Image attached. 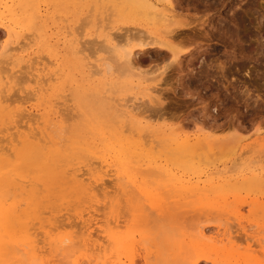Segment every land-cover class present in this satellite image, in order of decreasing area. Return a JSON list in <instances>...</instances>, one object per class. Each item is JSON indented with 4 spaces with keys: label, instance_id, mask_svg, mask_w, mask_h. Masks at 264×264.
<instances>
[{
    "label": "rangeland",
    "instance_id": "rangeland-1",
    "mask_svg": "<svg viewBox=\"0 0 264 264\" xmlns=\"http://www.w3.org/2000/svg\"><path fill=\"white\" fill-rule=\"evenodd\" d=\"M41 1L35 0L36 4L34 3V7L36 9L15 8V18L23 20L26 18L25 21H27L30 16L33 18V21H31V23L26 22L27 26L20 24V27L18 26L16 28L15 34L18 39L21 37V40L23 39L24 41H21L20 39L18 40L16 35L13 34V39L11 40L13 42L11 43L9 40L11 37L8 38L4 29V25L8 24V20L11 18V16H9L11 13L4 9V5L7 4L8 6L11 3L10 1L8 2V0H0V46L3 47V49L7 46L8 48L6 49H13L15 47L14 45L18 42L23 46L22 44L25 43L22 42L26 41L25 38L30 37V41L33 42H31V44H25L26 46L24 49L21 48L22 50L18 48L16 50L17 53L20 55L25 54V58H32L31 56L33 55L34 60L41 59L46 65L45 71L48 73V76L50 74L51 76L53 75L51 79L54 78L53 81L49 77L46 81L44 80V88L47 86L48 88H46L42 94H36V97H34L35 99L31 98V100L30 97H32L31 95L34 96L37 85L34 80H31L33 84L29 81L31 78L28 76L29 72L27 73V71H25L27 70L26 67L22 66L25 71H22L24 73L23 76L28 77L27 79L24 77L27 81L25 80L23 82V80H20L22 83H18V78L24 79L21 77L22 73L20 72L21 78L18 75V78L16 79L17 83L15 84L14 81L13 87L15 88L17 84H19V86H23L22 88L24 89H20L24 92L22 90V92L19 91V86H17L18 91L16 90V87V92L12 87L15 95L13 92L10 95L16 97L18 93L20 97L23 94H27L23 97L24 102H22V97H20V100L17 95V99L15 98V100L19 101H14L11 105L26 106L25 108L28 110L30 109L29 111L33 112V115L35 112L40 113L38 115H44L48 120V123H45L44 127H48L49 124H51L47 131H49L53 139L58 141L62 146H71L74 142L76 143V141H80L82 138L79 136L82 133H84L82 134L84 137L86 136L82 142L88 140V142L91 143L93 142L92 140L100 136L99 133L101 131H105L107 134L109 125H117L116 123H113L114 120L112 121L110 118V113L113 112V109L111 110V108L117 104L116 102L124 103L125 101H123V99H125L126 102L127 100L130 102V100L134 101L135 96H137V98L142 96L141 87L137 86L136 83L138 81L137 78L131 77V75L126 76V72L124 73L125 69L123 67L122 69L124 71L120 69V66H122V60L114 56L113 53L107 52L104 49L102 50V47L98 46L100 43H98L99 39L97 38V35L104 30V32H117V34H123L124 32L126 33V29L123 30L125 27L127 29L134 28L130 31V34H132L131 32H133L135 28L143 30L147 21L143 17H136L127 12V14L124 12V14L119 15L118 9L121 5L120 1L122 0ZM217 1L218 0H182L181 6L188 14V17L194 18L198 21H205V23L203 26L198 25L196 29L189 31V34H191L189 39L191 40L182 42L183 44L181 43L184 47H190V51L181 57L178 64L173 63V65L169 66V64H167L168 59L163 56L161 57L162 53L157 52L158 50L149 49L143 52L136 50L137 52L134 55V59L136 58L138 61V68H136V71L140 72L142 78L144 77V79H148V83L153 85L157 83L160 84L158 86L160 102L155 101L153 103H145L143 101L140 102L135 100V103L139 106L140 111H138L141 113H138L137 117H145V121L154 126V128H157V132L154 136V142L145 145L151 146V149L148 147V150H145L147 153L136 149L131 161L133 166L141 169L142 166L147 163V156L151 159L153 156V159L159 161L158 164H164V162L167 161L166 163L169 165V168L171 167V169H174L178 175H184L185 179L191 178L192 181L207 179L213 180L217 185H222L226 182L229 183L230 186L227 185V187L221 189V194L217 192L214 193L213 190L206 188V199L203 196L198 197L200 199H197L196 197L193 198V205L197 209L199 208L196 217L192 215L193 213H183V215L175 213L174 215L171 210L169 211V209L163 208L164 210L162 212H155L153 218L149 217L144 223H133L130 207L124 201L125 199L120 201L117 209L119 210L120 208H123L120 209V212H122H119V215L121 216L120 220H123L124 222H121L122 228L118 227L116 229V240L117 242L125 243L124 248L118 249L117 243H112V241L107 244V238L104 236L105 234L103 232H100L98 226L94 230V226L91 228L93 234L92 239H96L102 245H108L105 253H107L108 256L111 255V260L114 261L113 263L108 262V264H193L194 261H197V264H212L211 259L216 260L217 264H264V243L261 241L264 240V46L261 45V43H264V0H245L241 3V7L238 6L239 2L234 0V5L236 7L238 6L237 8L233 4L232 8L228 7L230 5L225 7L220 4L216 5ZM90 5H92V9H90ZM95 9L102 12V15H97ZM232 11H236L240 13V15L243 13L242 16L245 18V26L236 30L238 32H235L234 29L232 31L228 29V21L226 20L229 18L230 14H232ZM88 14L91 15V18ZM92 14L94 16H92ZM104 16L105 21L103 19ZM96 17L100 19V23ZM43 20L45 22H43ZM86 22L89 23L86 24ZM65 24L67 25V28ZM105 24L107 25V29L104 28ZM33 25L35 29L33 28ZM99 25H101V27ZM70 26L72 28H70ZM96 26H98V30L96 29ZM119 28H121V30H118ZM22 31L24 32L23 34H26V37L20 35ZM74 33L75 36H73ZM78 33L81 34L82 37ZM28 34H31L32 37ZM258 35L263 37L258 40ZM78 36L80 37V40L82 39L85 43V46H87L86 43L88 42L89 45L87 47L91 48V51L89 52L87 51L89 49L83 46L84 48H87V50L85 49L84 54L80 53L81 56L76 52L74 54L73 49L71 52L70 42L69 40H66L69 38L70 40L72 38L79 39ZM40 37L43 39L41 40ZM40 41L42 42L39 47ZM136 41L137 40H133L132 44L137 43ZM6 42L8 43L6 44ZM84 43L81 44L84 45ZM95 51L97 52L94 54ZM91 52L93 53V56H91L92 54L89 55ZM41 53L42 55L44 54V58H41ZM109 53L113 54L111 56L114 57L111 58ZM36 55L38 56L36 57ZM83 55H89V57H92V60L97 56L107 57L106 55H108V60L105 59V66L108 67L107 65L110 64L109 69L107 68L109 71L106 69L101 74L93 73L92 68L88 67L89 65L86 64L87 60L85 57L81 58V63H79L80 57H83ZM162 58H164V60ZM6 61L11 62L8 59H6L5 62ZM0 63V66L4 68V71H2V68L0 67L1 73H5V68H10L12 65L14 66L12 63L7 65V63L3 62L2 64V60H0ZM84 64H86L87 68ZM166 65L169 67H166ZM67 67L68 69L66 70L65 68ZM45 71L44 73H46ZM162 71L164 72L161 76L162 79L158 82L157 79L159 78V73ZM76 79L79 80V83L76 82ZM132 80H135L136 82H132ZM129 81H131L130 84ZM69 86L70 88H68ZM71 88L72 90L70 91ZM29 89L30 92L33 93H30ZM112 91H115L116 93H113ZM56 92L59 95H57ZM76 92L78 94H76ZM28 93L30 97L28 96ZM63 94H66L65 97ZM60 95L61 97H59ZM103 95L104 97L102 98ZM25 96L28 99H26ZM62 96L66 99L65 101L67 103L63 101ZM66 97L69 98V101ZM104 98L105 100H103ZM11 99H13L12 96ZM52 100H54V103H52ZM57 100L60 102L63 101L61 103L65 108L61 103L55 105L56 102H58ZM59 105L65 110L68 107L69 110L67 109V111H63V108ZM57 106L61 108L59 109ZM57 108L58 111H62L58 112ZM55 111L57 112L55 113ZM68 111H71L70 113L72 114L70 115L74 114V117H69L70 115H68ZM50 112L53 114L51 115ZM63 112H67V116L65 113V115H63ZM79 112L83 113L81 114ZM38 115L36 114L34 116ZM62 118L63 120L66 118L68 121L65 119L64 122ZM43 120L45 119L43 118ZM40 121L41 119H39V122ZM80 123H83L81 134L78 133L79 135H77V133L75 134L73 131L71 132V130L76 128ZM40 126L43 127L41 123ZM65 129H67L68 133ZM85 131L87 133H85ZM93 134H97V137H93ZM124 134L133 136L131 130L124 131ZM175 135H191L192 137L197 135L201 139L195 146L185 149L182 152L183 149L172 145L171 141L168 140ZM106 136L109 137L110 134H107ZM135 137L137 136L134 134L133 140H135ZM143 138H146V136L143 135ZM155 141H158V143H155ZM81 146L83 145L81 144ZM103 153L105 152L103 151ZM106 156L110 158L112 154H107ZM159 157H161V159ZM162 159H164V161ZM135 160L137 161L135 162ZM94 161L95 160H93V163ZM176 163H178V166ZM181 164L185 165V167L179 168V165ZM139 165H141V167H139ZM93 166H96V163H94ZM145 166L147 165H144L143 169H145ZM258 173H260V175L257 176ZM213 174L215 176H213ZM217 177L219 180H216L218 179ZM258 177H260V179L256 180ZM246 179L250 181L248 182ZM105 180H110V183L108 182L109 184H111V181L114 183L111 184L113 187H107V185H104L106 191L109 192V196H107L105 192L102 193L100 191L102 196L106 195L108 200H117V198L120 200L119 197H121V195L119 193H121V191H118V188L116 189V186H119V182L113 177H105ZM138 180L141 181L140 178H138ZM140 181H138V183ZM144 182H149L147 184L149 186H153L154 184L150 179L145 180ZM162 187L165 188L163 189ZM109 190H111V192ZM117 192L119 193L117 194ZM159 193L164 196L163 198L166 201V198L169 197L168 187L160 185ZM137 194L138 193L136 192H133L132 194L135 199L136 197L139 198ZM98 197L100 199L101 196L98 195ZM105 200L97 204V206L101 204L99 206L102 207L101 209L97 207L100 211H94L92 209V213H96V216H93V221H98V224L101 225V229L107 228L103 223L106 220V217H109V213L111 212V207H105L106 209H103ZM75 201L76 200L73 198L65 199V202L61 207L63 209H61L59 213H56L55 216L59 220L64 219L63 215L68 217L63 221L68 224L72 222V217L69 216L74 213V215H72L74 217L73 221H75V223L77 222V224L72 222L73 226L65 224L66 226L64 225L63 228L60 227L57 230L52 231L54 237L57 236L59 231H63L74 235V237H78V239L87 238V233L84 231L85 227L82 220L79 221V218H76L75 214L82 209L84 210V213H86V207L88 204L85 202L78 204ZM114 205L115 204H113V207ZM68 208L72 210L70 211ZM236 209L240 210V225L237 220L231 218L232 212ZM123 213L125 215H123ZM61 214L62 216H57ZM162 217L165 218V220ZM84 218H87L86 214ZM78 222H81V225H78ZM74 225L78 226L77 229H79V231L77 230V233H80L77 234L75 232L76 227H74ZM216 225H221V227L226 228L230 226V232H234L230 233V235H233L234 237L230 243L224 245L226 247L215 241L213 238L216 232ZM200 226L205 227L206 231L210 228L211 231H207L204 236H201L198 232ZM242 226L245 227V231L241 229ZM246 228L249 229L246 230ZM97 236L100 239H98ZM247 236H251L252 238L250 237V239ZM259 242H261V245ZM81 249L82 246L78 248L75 255H71V252L69 251L70 254L67 258L61 257L62 255L59 256L60 260H57V264H74L73 261L75 259H77L80 264H87L86 261L84 262L87 258L83 255L84 253L81 252ZM99 254L102 255L104 252L101 251Z\"/></svg>",
    "mask_w": 264,
    "mask_h": 264
},
{
    "label": "bare ground",
    "instance_id": "bare-ground-1",
    "mask_svg": "<svg viewBox=\"0 0 264 264\" xmlns=\"http://www.w3.org/2000/svg\"><path fill=\"white\" fill-rule=\"evenodd\" d=\"M9 1L11 4L8 3L9 4L8 6H7V4L4 5V9L11 13V15H9V16H11V18L8 20L9 23L4 25V29H5V34L8 36V38L11 37V39H9L11 41L13 39L12 38L13 34L16 33V28L18 26L20 27V24H23V26L24 25L27 26L26 22L31 23V21H33V18H31L30 16H29L30 18L28 17L27 21H25L26 18L24 20L15 18V14H14V12H16L15 8H21V9H27V8L36 9V8L34 7L35 0H8V2ZM243 1H245V0H237V2L240 3V4L238 3V6L241 7V3ZM120 3H121V5H120V8L118 9L119 15H122V14H124V12L125 13L127 12L130 15H133L136 17L140 16V17H143L147 21V24L144 26L143 30L141 29L142 31L135 28V30H134L135 32L134 31L131 32L132 34H130V31H131V29L133 30L134 28L127 29L126 27L125 28L122 27L123 30L126 29V33L124 32L123 34H117V32L116 33L115 32L114 33L104 32L105 30L101 31V33H98V35H97V38L99 39L98 43H100V45H98V46L102 47V50L104 49L107 52L113 53L114 56H116L122 60V64H121L122 66H120L121 67L120 69H122V67L125 69V71L123 69L122 70L124 71V73L126 72V76L131 75V77L137 78V80H138L137 82L135 81L136 78H135V80H132V82H136L137 86L141 87L142 96L139 98H137V96H135L134 101L130 100V102H128L129 100H127V102H126V100L123 99V101H125L124 103L116 102L117 104H115V106H112L113 108H111V110L113 109V112L110 113L111 114L110 118L112 119V121L114 120L113 123H116L117 125L115 126L114 124L111 123L112 125L108 126V129H107L108 133L107 134H110L109 137L106 136L107 134L105 133V131H101L99 133L100 136H98V138L92 140L93 142L90 143V142H88V140L82 142V140H84L86 137V136L84 137V135H82L84 133L81 134L82 124L84 123L83 122V123L78 124L76 126V128H73V130H71V132L73 131L75 134L77 133V135L81 134L79 137L82 139H80V141H76V143L74 142L71 146H67V145L62 146V145H60V143L58 141L54 140L52 135L49 133V131H47L48 127L51 124H49L48 127H44L45 123H48V120L44 117V115L43 116L38 115L40 113L35 112L38 116H34L36 114L34 113V115H33V112L29 111L30 109L28 110L25 108L26 106L25 107H22L20 105L12 106L11 103H13L14 101H17V100H15V98L17 99L18 93H17L16 97H13V96L15 95L14 93L16 92V90L18 91L17 86H19V84H17V86H16L17 89H16V87L14 88L13 87L14 81L16 84L17 83L16 79L18 78V75L20 77V72L22 73V75H21L22 78H24V77L26 79L28 78L26 76H23V74H24L22 72V71H24L23 67H26L27 70H25V71H27V73L29 72L28 76L31 77L29 81L34 80L35 84L37 85V88L35 89V92H34L35 93L34 96L30 94L32 96V97H30L29 93H28V96L30 97V99L36 97L35 96L36 94L37 95L42 94V92L46 88H48V86L46 88H44L45 83H43V82H44V80L46 81V79L48 77L51 79L53 75L51 76L49 74V76H48V73L45 71L46 65L41 59L40 60L39 59L34 60L33 55L31 56L32 58L28 57L29 54L27 55L28 58H25L24 57L25 54L24 55L22 54L23 55L22 56V55L17 53L16 50L18 48L24 49L26 46L25 44H29V43L31 44V42H33V41H30L29 36H28L29 38H27L25 36L26 34H23L24 33L23 31H25V30H23L20 33L21 36L24 35L26 37V38L24 37L26 39V41L22 42L25 44L21 43L23 46H21L19 44V42L16 45H14L15 47L12 46V47H14L13 49H6V48H8V46L6 48L4 47V49H3V47L0 46V48H1L0 49L1 50L0 60H2V64H3V62L7 63V65L10 63L14 64V66L12 65L10 68H5V73L4 72L1 73V70H0V73H1L0 74V264H57V260L58 259L60 260L59 256L62 255L61 257L67 258V257H69V254H70L69 251L71 252V255H75L80 246H82L81 252L84 253L83 255L86 256V258H87V260L86 259L84 260V262L86 261L87 264H108V262L113 263L114 261L111 260V255L108 256V254L105 253V250L107 249V246H108L107 244L110 243V241H112V243H117L118 249L125 247L124 246L125 243L123 244V242H117V240H116V236H117L116 229L118 227H121V222L123 221V220H120L121 216L119 215L122 212V211L120 212V209H123V208H120L119 210L117 209V207H119L120 201L125 199L124 201L130 207V210L132 212L133 223H139V222L144 223V221L149 219V217L153 218V214L155 212L156 213L162 212L164 210L163 208L169 209V211L171 210V212L174 215H175V213L176 214L179 213L182 215H183V213H193L192 215L196 217L197 213L199 212V208L197 209L193 205V202H194L193 198L196 197L197 199H200L198 197L203 196L206 199V196H207L206 191H205L206 188H209V190H213L214 193L217 192V193L221 194V192H222L221 189H224L225 187H227V185L230 186V184L226 183V182L222 185H217V184H215V182H213V180H207V179H204V180L198 179L196 181H192L191 178L185 179L184 175H182V174L178 175V173L175 172L174 169H171V167L169 168V165L166 163L167 161H165L164 164H162V163L158 164L159 161L157 159H153V156H152V159L149 158V156H147V159H146L147 163L144 164V165H147L144 167L145 169H143L144 165L141 168L142 170L138 169L137 167L132 165L131 159L133 157V154L135 153V150L138 149L140 151L145 152V150L146 151L148 150L147 149L148 147H150V149H151V146H145V145L150 144V143L152 144V142H154V136L157 132V128H154V126H152L150 123L145 121V119H144L145 117H141V118L137 117L138 116L137 114L138 113L141 114V113L139 112L140 111L139 106H137V104L135 103V100L140 101V102L143 101L145 103L146 102L153 103L155 101L158 102L160 100V94H159L160 92L158 90V86L160 84L157 83V84L153 85L151 83H148V79H144V77L142 78L140 72L136 71V68H138V61L136 60V58L134 59V55L137 52L136 50H140L141 52H143V51H147L149 49H155V50H158L157 52L162 53L161 57L163 56V57L168 59V63H167V61H166V63L169 64V66L173 65V63L178 64L180 62L181 57L183 55H185V53H188L190 51V47H184L182 45L183 44L182 42L191 40V39H189V36L191 35V34H189L190 33L189 31L196 29V27L198 25L203 26L205 21H198L194 18H189L188 14L184 10V8H182V6H181L182 0H122V1H120ZM234 3H235L234 0H218L216 5L220 4L223 7L230 5L228 7L232 8ZM90 6H91L90 9H92V5H90ZM0 7H1V5H0ZM94 7H96V6H94ZM5 10H4V12H5ZM95 11H97V10L95 9ZM98 11H97V15L101 16L102 12L99 11V14H98ZM231 13L232 14H230L229 18L227 20L225 19L226 21H228V26H229L228 29L231 31L234 29L235 32H238L236 30H238L240 27L242 28L245 26L244 25L245 24V20H244L245 18H243V16H242L243 13H241L242 15H240V13H238L236 11H232ZM74 16H75V13H74ZM89 16L91 18V15H89ZM92 16H94V15L92 14ZM86 17H87V15H86ZM3 18H4V16H3ZM38 18H39V16H38ZM92 19H95V18H92ZM96 19L98 21L100 20L97 17H96ZM103 19L105 21V16L103 17ZM1 20H2V18H1ZM43 22H45V21L43 20ZM35 23H36V21H35ZM88 23L86 22V24H88ZM99 23H100V21H99ZM65 26L67 28L66 24H65ZM99 26L101 27V25H99ZM106 26L107 25L105 24L104 28L107 29ZM73 27H76V26H73ZM97 27L98 26H96V29H97ZM33 28H34V25H33ZM70 28H72V27L70 26ZM41 29H42V27H41ZM118 30H121V28H119ZM76 33H77V31H76ZM28 35L31 36V34H28ZM79 35H81V34H79ZM73 36H75V33L73 34ZM258 36H259L258 40L261 37H263L260 35H258ZM16 37H17V35H16ZM81 37H82V35H81ZM65 38H66V36H65ZM93 38L96 39L95 37H93ZM17 39H18V37H17ZM19 39L21 40V37ZM40 39H41V37H40ZM66 40H69L71 52L74 50V54H75V52L78 55L80 53L84 54L85 49L87 50V48L89 49L87 51H89V52L91 51V48L87 47L89 45V43L87 42L86 43L87 46H85V43L82 41V39L80 40V37H79V39L78 38H72L70 40V38H69ZM91 40H92V38H91ZM133 40H137L136 41L137 43L132 44ZM15 41L17 42L16 39H15ZM21 41H24V40L22 39ZM87 41H89V40H87ZM12 42L13 41H11V43ZM41 42L42 41H40L39 47L41 46ZM45 42H47V41H45ZM7 43L8 42H6V44ZM81 43H84V45H82ZM261 45L264 46V43H261ZM83 46L87 47V48H84ZM181 46H183V47H181ZM102 50H100V51H102ZM98 51H99V49H98ZM140 51H138V52H140ZM96 52L97 51H95L94 54ZM107 52H105V53H107ZM47 53H48V51H47ZM111 53H109V56L113 55ZM36 54H38V53H36ZM81 54H80V56H81ZM41 55H42V53H41ZM43 55L41 56V58L43 57ZM89 55L93 56V53L91 52V53H89ZM89 55H83V57L79 56L80 57L79 63H81V60H82L81 58L85 57V59L87 60L86 64L89 65L88 67L92 68V71L95 74H99V73L101 74L107 68L109 69L110 64L107 65L108 67L105 66L106 65L105 59H107L109 57L108 55H106L107 57L104 56L105 58L102 56H97V57H94L93 60L91 59L92 57H89ZM37 56L38 55H36V57ZM114 56H111V58H113ZM79 57H78V59H79ZM38 58H40V57H38ZM6 59L10 60L11 62H7V61L5 62ZM162 59L164 60V58H162ZM67 64H68V62H67ZM86 64H84V66H86ZM7 65H6V67H7ZM169 66L166 65V67H169ZM0 67L2 68V71H4L3 70L4 68L2 66H0ZM76 67H77V64H76ZM86 68H87V66H86ZM65 69L67 70L68 67ZM108 69H107V71H109ZM44 71L46 73H44ZM78 72H79V70H78ZM127 72H129V73H127ZM90 73H91V71H90ZM163 73H164L163 71L161 73H159V78L157 79L158 82L161 81V79H162L161 76L163 75ZM70 75H72V74H70ZM89 75H91V74H89ZM76 77H77V75H76ZM25 78L24 79L18 78V80H19L18 83H20L22 80L24 82L26 80ZM80 78H81V76H80ZM53 79H51V80L53 81ZM78 81L79 80H77L76 82H78ZM71 82H73V81H71ZM71 82H70V84H71ZM130 83H131V81H129V84ZM32 84H33V82H32ZM20 86H19V89L23 87V86H21V87ZM12 87H13L15 92L13 91ZM30 87H32V86H30ZM71 87H72V85H71ZM133 87H135V86H133ZM68 88H70V86ZM85 88H86V85H85ZM11 89H12V91H11ZM22 89H24V88H22ZM22 89H20L19 91L22 92L23 91ZM71 90H72V88L70 89V91ZM59 91H62V90H59ZM106 91H107V89H106ZM12 92L14 95H10V94H12ZM29 92H30V89H29ZM112 92L116 93L115 91H112ZM30 93H33V92H30ZM68 93H70V92H68ZM26 94H23L22 96H20V97H22V102H24L23 97ZM56 94H57V92H56ZM76 94H78V93L76 92ZM57 95H59V94H57ZM65 95L63 94L64 97H65ZM11 96L14 100L11 99ZM20 97L18 95L19 99H20ZM59 97H61V95ZM64 97H63V101L66 102L65 101L66 99H64ZM69 97H70V95H69ZM103 97H104V95L102 96V98ZM25 98L28 99L26 96H25ZM66 98H68V97H66ZM77 98H78V96H77ZM26 99H24V100H26ZM37 99H38V96H37ZM55 99H57V98H55ZM130 99H132V98H130ZM54 100H52V103H54ZM103 100H105V98ZM26 101H28V100H26ZM63 101H61V102H63ZM68 101H69V98H68ZM61 102L58 101V102H56L55 105L60 104ZM121 102H122V100H121ZM16 105H17V103H16ZM61 105L64 107V105L62 103H61ZM61 105H59V106H61ZM70 106H71V104H70ZM58 108H57V111H58ZM64 108L62 109L63 111L65 110ZM67 109L69 110L68 107H67ZM67 109L65 111H67ZM62 110H59V111H62ZM42 111H43V107H42ZM57 111H55V113ZM70 112L68 111V115L72 114ZM50 113H51V115L53 114L52 112H50ZM64 113L65 112H63V115L66 114V116H67V112L65 114ZM79 113L82 114L83 112H79ZM48 114H49V112H48ZM76 114H78V113H76ZM73 115H70L69 117H74ZM75 116H77V115H75ZM43 118L45 120H43ZM87 118H88V116H87ZM93 118H94V116H93ZM39 119H41L40 122H39ZM65 119L63 120V118H62V120L64 122H65ZM71 120H73V119H71ZM88 120H89V118H88ZM66 121H68V119H66ZM40 123L43 125V127L40 126ZM107 123H108V121H107ZM129 130H131V132L133 133V136H134V134L137 136V137H135V140H133L132 135H129V134L125 135L124 134V131H129ZM65 131L68 133L67 129H65ZM74 133H73V135H75ZM85 133H87V132L85 131ZM94 134H93V137H95V136L97 137V134L96 135H94ZM143 135H145L146 138H143ZM71 137H73V136H71ZM75 137H76V135H75ZM89 138H90V136H89ZM58 139H60V138H58ZM200 139L201 138H199L197 135H195L193 137L191 135H186V136L175 135L168 140L171 141L172 145L183 149L182 150V152H183L185 149H189L190 147L195 146L197 144V142L200 141ZM155 143H158V141L157 142L155 141ZM81 144L83 146H81ZM103 151L105 153H103ZM145 153H147V152H145ZM107 154H112V156H110V158H109L106 156ZM145 155H147V154H145ZM135 156H137V155H135ZM159 158L161 159V157H159ZM93 160H95L94 163H96V166H93L94 165ZM162 160L164 161V159H162ZM136 161L137 160H135V162ZM176 164L178 166V163H176ZM139 167H141V165H139ZM180 167L184 168L185 165L181 164V165H179V168ZM217 172H215V173H217ZM254 174H256V173H254ZM258 175H260V173H258L257 176ZM213 176H215V175L213 174ZM105 177H113L119 182L118 183L119 186H116V189L118 188V191H121V193H122L121 194V193L117 192V194L119 193L121 195V197H119L120 200L118 198H117V200H111V199H109L110 201L108 200L107 196H109V192L106 191L105 186L107 185V187L108 186L113 187L111 184L114 182H112L113 179L111 178L112 181H111V184H109L110 180L106 181ZM208 177H209V175H208ZM138 178H140L141 181L138 180ZM149 179L152 180V182L154 183L153 186L147 185L149 182L148 183L144 182L145 180H149ZM220 179H222V178H220ZM250 179H252V178H250ZM259 179H260V177H258V179L256 178V180H259ZM216 180H219V178ZM138 181H140L139 183H141V184H139ZM244 181H245V179H244ZM247 181L249 182L250 180H247ZM105 182H107V183H105ZM160 185H164V186L168 187L169 197L166 198V201L163 198L164 196H162L160 194L161 192L159 193ZM114 189H115V186H114ZM100 191L102 193L105 192L107 196L106 195L102 196V193ZM109 191L111 192V190H109ZM132 191L134 193L135 192L138 193L137 196H139V198L136 197V199H135L134 195H132L133 194ZM98 192L101 194H99ZM165 192H167V191H165ZM223 193H224V191H223ZM98 195L101 196L100 199H99ZM67 198L75 199L76 200L75 202H77L78 204H80L82 202H85L88 204V206L86 207V210H87L86 213H84V210L82 209V210L77 211L75 214L76 218H79V221L82 220V223L85 227L84 231L87 233V238L78 239V237H74V235L65 233L63 231H59L57 233L56 237H54L52 235V231L57 230L60 227L63 228L65 224L73 226L72 222L75 223V221H73L74 217L72 216V215H74V213L72 215L68 214V215H70L69 217H72V219H71L72 222L69 221L70 223H68V224L63 222L68 217H65L63 215L64 219L59 220L55 216L56 213H59L61 211V209H63L61 207L64 204L65 199H67ZM104 200H105V204H103L104 205L103 209L105 207L106 208L111 207V212L109 213V217L105 216L106 220L103 223V225H105L107 228L101 229L100 228L101 225L98 224L99 222L93 221L94 220L93 216H96V213H92V209L94 211H100L99 208L101 209L102 207H99V206L101 204L99 206H97V204L99 202L104 201ZM69 201H71V200H69ZM114 201H115V203H114ZM113 204H115L114 205L115 208L113 207ZM201 205H199V206H201ZM203 205H206V204H203ZM97 207H99V208H97ZM69 209L70 208H68V210ZM239 209H240V207H239ZM239 209H236L232 212L231 218L237 220L238 224L240 225L241 216H240V210ZM71 210L72 209H70V211ZM117 210H118V212H117ZM203 212H205V211H203ZM64 213H62V214H64ZM62 214L57 215V216H62ZM85 214L87 215V218H84ZM102 215H103V213H102ZM123 215H125V214L123 213ZM169 216H170V214H169ZM166 217H167V215H166ZM195 217H194V219H195ZM178 218H179V216H178ZM185 218H186V216H185ZM155 219H156V217H155ZM163 219L165 220V218H163ZM75 224H77V222ZM78 225H81V222ZM221 225H216V232H215V235L213 236V238L215 241L221 243L224 246V245H226L232 241V238L234 236L233 235L231 236L230 233H234V232L233 231L230 232V229H231V228H229L230 226L226 228V227H221ZM93 226H94L93 230L96 229V227L98 226L100 232H103L105 234L104 236L107 238V241H108L106 244L107 246L102 245L96 239H92L93 234L91 232V228ZM74 227H76L75 232L77 233V230L79 231V229H77L78 226L74 225ZM249 228H246V230H248ZM237 229H238V226H237ZM239 229H240V227H239ZM241 229L243 231H245L244 226H242ZM99 230H98V232H99ZM207 231H211V229L209 228ZM207 231L205 230V227H203V226H200V228L198 229V232L201 236H204L205 232L207 233ZM78 233H80V232H78ZM196 233H197V228H196ZM77 234H76V236H77ZM250 237L251 236H249L248 238H250ZM98 239H100V238L98 237ZM261 241H263V243H264V240H261ZM259 244L261 245V242H259ZM260 245H258V246H260ZM110 246H111V244H110ZM133 247H135V246H133ZM224 247H226V246H224ZM130 248H131V246H130ZM101 251H103L104 254L100 255L99 253ZM76 258H77V256H76ZM211 262H212V264H217L216 260L211 259ZM73 263L74 264H80V262H78L77 259H75L73 261ZM193 264H197V261H194Z\"/></svg>",
    "mask_w": 264,
    "mask_h": 264
}]
</instances>
